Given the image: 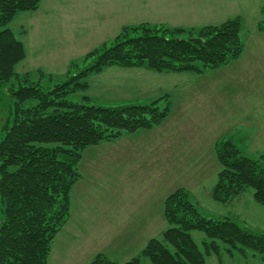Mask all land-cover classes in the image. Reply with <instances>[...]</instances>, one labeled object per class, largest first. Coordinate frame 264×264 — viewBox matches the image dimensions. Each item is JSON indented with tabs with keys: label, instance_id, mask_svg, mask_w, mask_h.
I'll list each match as a JSON object with an SVG mask.
<instances>
[{
	"label": "trees",
	"instance_id": "obj_1",
	"mask_svg": "<svg viewBox=\"0 0 264 264\" xmlns=\"http://www.w3.org/2000/svg\"><path fill=\"white\" fill-rule=\"evenodd\" d=\"M40 5L41 0H0V102L9 86L12 103L2 109L7 117L0 126V264H48L54 240L70 219L71 192L82 178L78 165L84 152L152 130L170 114L167 96L151 104L109 108L69 101L70 95L90 88L92 75L114 66L201 75L239 60L245 50L239 17L195 29L128 26L89 52L83 69L71 63L67 80L49 87L42 83V70L37 71L38 80L32 73L15 72L26 59V49L8 28L19 13L36 12ZM258 30L264 32V7ZM215 151L221 170L214 200L227 204L251 188L254 200L264 207V154L252 158L230 140H219ZM164 216L168 228L162 239L150 240L123 264H207L206 257L221 256V244L231 255L251 250L264 260V234L230 218L203 216L185 189L167 197ZM194 231L205 235L203 249ZM91 264L118 263L98 254Z\"/></svg>",
	"mask_w": 264,
	"mask_h": 264
},
{
	"label": "rangeland",
	"instance_id": "obj_2",
	"mask_svg": "<svg viewBox=\"0 0 264 264\" xmlns=\"http://www.w3.org/2000/svg\"><path fill=\"white\" fill-rule=\"evenodd\" d=\"M43 2L39 13L52 11L53 20L45 21L40 14L23 12L14 18L8 28L16 39L24 42L28 57L16 66L15 72L24 75L42 69L45 72L42 83L53 87L67 80L71 63L67 64L61 56H73L72 63L83 69L86 66L83 61L85 56L100 47L101 36H88L97 34L94 30L96 27L91 22L88 25L83 21L84 15L86 20L89 19L90 0ZM192 4L194 0H189L187 5L181 6V11H176L177 18L184 10L182 14L185 22H193L198 13L188 9ZM217 4L227 9L222 12V17L219 13L216 19L207 17L196 24L220 25L225 18L239 14L242 16L245 34L260 20L264 0H220ZM155 6L161 10L158 5ZM155 14V11L147 14L144 20L156 22ZM108 23V27L103 29L105 34L113 33L116 28L115 23ZM64 28L68 30L66 33ZM74 28H77L76 34L67 35L71 29L73 34ZM69 38L75 39L70 46L67 44ZM91 45L96 47L92 48ZM47 50L54 52L52 58H49L51 52L48 51V55ZM57 52L60 57H55ZM39 64L44 67L37 68ZM49 75L54 76L52 81L48 78ZM34 77L39 79L38 74ZM88 82L90 88L87 91L72 94L68 100L109 108L127 104H151L167 96L171 104L170 116L162 128H156L152 134H148L150 136L146 140L151 137V141L155 142L165 138L169 143H183L185 152H201L205 158L200 161L199 179L195 176L197 172L191 173L192 171L183 179L181 169L179 170L181 165L177 164L175 157L174 162L170 157L169 163L161 164L162 153L167 150L163 143H124L130 154L129 156L126 152L130 158L128 164L124 161L113 162V151L109 148H89L78 166L83 179L71 192V218L54 240L51 264H57L56 257L63 260L59 264H86L96 254L99 241H103L100 246L107 248L110 256L122 264L137 257L151 239H162L163 231L168 228L164 216L159 218L165 199L181 189V186L190 192L191 201L203 216L209 219L230 218L250 231L264 234V207L254 200L251 188H247L227 204L213 198L221 170L214 143L230 140L252 158L264 154V58L237 61L223 69L207 71L204 75L159 73L146 68L114 66L92 75ZM9 91V86H6L3 90L5 95H1L0 126L7 117L2 109L12 106ZM255 104L262 109L259 117L251 119L249 116L247 119L255 111ZM144 131L141 133H146ZM243 137H247L248 142H241ZM142 141H145L144 137ZM143 145L147 149L142 153L140 146ZM153 151L154 154L149 155ZM98 156L102 160L97 162ZM190 157L193 159L192 155ZM192 175L196 179H192ZM135 215L136 222H133ZM141 216L145 219L143 222L139 221ZM131 224H136L137 227L124 228ZM126 231H132V235L126 234ZM125 234L130 240L126 242L121 237L120 242L126 243L119 244L116 239ZM192 236L203 249L205 235L194 231ZM221 248L220 257H206L207 264H264L262 256L251 250L244 253L234 251L231 255L225 251V245L221 244ZM142 264L151 263L143 260Z\"/></svg>",
	"mask_w": 264,
	"mask_h": 264
},
{
	"label": "crops",
	"instance_id": "obj_3",
	"mask_svg": "<svg viewBox=\"0 0 264 264\" xmlns=\"http://www.w3.org/2000/svg\"><path fill=\"white\" fill-rule=\"evenodd\" d=\"M90 1H91V3L89 5L91 8H89V9L91 10L90 11L91 13L89 15V19L86 20L85 15H84L83 21H85L87 23L91 22L93 25H95L96 29L94 28V30L97 34L92 33L88 36H98V37L101 36L100 46L105 44V43H109L114 38H116L120 34V31L124 27L137 26L140 24H150V25H165V26H168L171 28L195 29V28L204 27V24H203V26H198L196 24V23L200 22V19H207V17H209V18L213 17L212 19H216L218 17L217 14L220 13L219 16L222 17V12L227 11V9H224L225 7H219L218 6L217 3L220 2V0H218V1L217 0H194V4L190 5L188 9H192L194 13H198V14H197L196 18L194 19V21L189 23L187 21L185 22V19L183 18V14L185 12L184 10H182L183 14L181 12V16L179 18H177V12H178L177 10L181 11L182 8H180V7L187 5V2L189 0H90ZM42 4H44L43 0H41L40 8H41ZM155 5H158L161 10L156 9L157 7ZM40 8L36 12H33V14L42 15L43 16L42 18L45 21L46 20L47 21L53 20L54 12L46 11L44 13H39ZM94 11H95V13H92ZM153 11L156 12V14H155L156 22L152 23V22L145 21L144 19L147 16V14H150ZM157 12H158V14H157ZM65 16H68V14H66ZM203 17H205V18H203ZM234 17L235 18L236 17L242 18V16L239 14L235 15ZM234 17H229V18H225V19L228 20V19H231ZM260 17H261V13H260ZM163 19H165V20H163ZM108 21L115 23L116 28H115V31L113 33L105 34L103 32V29L105 26L108 27V24H109ZM136 23H140V24H136ZM166 23H169V24H166ZM183 23H185V24H183ZM88 25H90V24L88 23ZM100 27H102V30L100 29ZM74 29H75V32L73 34H72V29H71L69 31V33H67V35L70 34L73 36L74 34H76L77 28H74ZM67 31L68 30L66 28H64V32L66 33ZM243 36H244V41H245V50H244L242 57L237 61H244V60L247 61V60H251V59L252 60H259L261 58H264V32H260L258 30V22H256V24L253 26V29L251 31H249L245 34L243 33ZM74 40L75 39H73V38H69V40H67L68 46H70L71 43L74 42ZM22 43L24 44V42H22ZM93 46L94 45H91L90 47H92V48L96 47V46H94V47ZM24 47H25V45H24ZM48 51H50V50L46 51L49 55ZM50 52H51V56L49 58H52L54 52H52V51H50ZM84 53H86V52H84ZM57 56H59L58 52L55 54V57H57ZM27 58L28 57L26 56V59ZM61 58L65 62H67V64L72 63L73 59H74L73 56H67L66 58L61 56ZM237 61H234V62H237ZM249 63H251V62H249ZM36 67L38 68V67H44V66H43V64H39ZM38 70H42V69H36L34 72H30V73H33V75H35V74H37ZM204 74H205V72L201 75H204ZM196 75H198V74H196ZM250 95H251V93H250ZM260 96L261 95L259 94V97ZM261 110H262L261 106L259 108H257V104H255V111L252 112L251 114H249L247 119H249V116H251V119H257L259 117V113ZM169 116H170V114H169ZM166 120L158 127L162 128V126H163V124H165ZM158 127H156V128H158ZM156 128H154L152 130L144 131L146 133H141L142 132V130H141V131H138V132L133 133V134H126L118 140H115L113 142H104V143H101L97 146L90 147V149L98 148V150H102L100 148H104V149L109 148L110 150L113 151V156H112L113 162L124 161L125 163L128 164L129 160H130V158H129L130 154L127 151V146L123 145L124 143H127V145H128V143H161V144L163 143L166 146L167 150H166V152L163 151V153H162L163 157H162V162L160 161L161 164L163 163L162 165H165V164L169 163L170 157L172 158L171 161L174 162L175 160L173 158L175 157V159H177L176 160L177 164L181 165L179 170L181 169V175H182L183 179L186 177L185 175H187V173L191 172V171H192L191 173L197 172V175H195V176H197V178L199 179L201 176V173L198 171L199 167H200L199 165H201L200 161L202 158H205V156H202L201 152L196 153L194 150L192 152H188V151L185 152L183 143H169L167 140H165V138H163L159 141H155V142L151 141L152 140V139H150L151 137H149V140H148V138L146 140V137L150 136L148 134H152V132L155 131ZM255 133H256V131H255ZM134 136H136V137H134ZM143 137H144L145 141H142ZM253 138H251V139H253ZM240 141L241 142H248V138L243 137V139ZM106 143H107V145H106ZM215 145H216V143H214V151H215ZM111 146H113V148H111ZM140 147L142 148V153L145 151V149H147L145 145L140 146ZM126 152L128 153L129 156L127 155ZM187 153H188V156H187ZM153 154H154V151L149 153V155H153ZM215 154H216V151H215ZM190 155H192L193 159L190 157ZM82 160H83V158H82ZM82 160L80 162H82ZM99 160H102V159L99 158V156H98L96 161L98 162ZM130 164L133 165V162L132 163L130 162ZM196 165H198V166L196 167ZM186 167H187V169H186ZM82 179H83V177L76 183V185ZM192 179H196V177H194L192 175ZM128 180H129V188H130L131 187V174H130V178ZM180 188L185 189L188 192L189 197L191 199L190 192L186 188H184L183 186H181ZM165 201H166V199H165ZM70 211H71V197H70ZM162 216H164V206H163V212H161V216H159V218H162ZM70 218H71V213H70ZM134 218L135 219L133 220V222H136V218H137L136 215ZM164 218H165V216H164ZM144 220L145 219L142 216L139 217V221L143 222ZM69 221H70V219H69ZM68 223L65 226H67ZM136 227H137L136 224H131V225H127L124 228L125 229H127V228H134L135 229ZM125 233L130 235V236L132 235V231H129V233H127V231H126ZM126 234H125V236H120L118 239H116V241H119V244L126 243L127 241H129L130 238L128 236H126ZM121 237H124L126 242H120ZM98 243H99V245L96 248V254H93V256H91V258L87 261L86 264H90L92 262L93 258L98 254H104L113 262L118 263V264H122L118 261H115L110 256L107 248L104 249L103 246H100L101 244H103V241H99ZM116 248H118V247H116ZM55 260L57 261V264H59V262H61V261L63 262V260L59 259L58 257H56ZM48 264H51V256L49 258ZM65 264H67V263H65Z\"/></svg>",
	"mask_w": 264,
	"mask_h": 264
}]
</instances>
